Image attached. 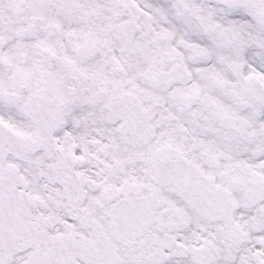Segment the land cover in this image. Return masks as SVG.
<instances>
[{"label": "snow or ice", "instance_id": "1", "mask_svg": "<svg viewBox=\"0 0 264 264\" xmlns=\"http://www.w3.org/2000/svg\"><path fill=\"white\" fill-rule=\"evenodd\" d=\"M0 264H264V0H0Z\"/></svg>", "mask_w": 264, "mask_h": 264}]
</instances>
